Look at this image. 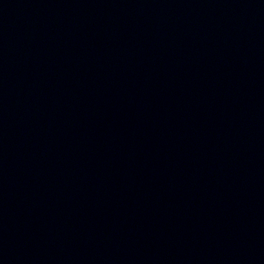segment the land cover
<instances>
[{
    "label": "water",
    "instance_id": "water-1",
    "mask_svg": "<svg viewBox=\"0 0 264 264\" xmlns=\"http://www.w3.org/2000/svg\"><path fill=\"white\" fill-rule=\"evenodd\" d=\"M0 264H264V0H0Z\"/></svg>",
    "mask_w": 264,
    "mask_h": 264
}]
</instances>
